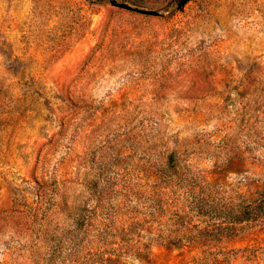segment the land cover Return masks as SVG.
<instances>
[{
    "label": "rangeland",
    "instance_id": "obj_1",
    "mask_svg": "<svg viewBox=\"0 0 264 264\" xmlns=\"http://www.w3.org/2000/svg\"><path fill=\"white\" fill-rule=\"evenodd\" d=\"M0 264H264V0H0Z\"/></svg>",
    "mask_w": 264,
    "mask_h": 264
}]
</instances>
